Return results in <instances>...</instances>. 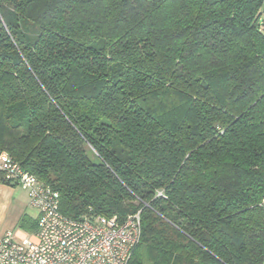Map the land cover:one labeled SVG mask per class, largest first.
<instances>
[{"label":"trees","instance_id":"1","mask_svg":"<svg viewBox=\"0 0 264 264\" xmlns=\"http://www.w3.org/2000/svg\"><path fill=\"white\" fill-rule=\"evenodd\" d=\"M0 149L128 264H264V0H0Z\"/></svg>","mask_w":264,"mask_h":264},{"label":"built area","instance_id":"2","mask_svg":"<svg viewBox=\"0 0 264 264\" xmlns=\"http://www.w3.org/2000/svg\"><path fill=\"white\" fill-rule=\"evenodd\" d=\"M0 175L23 187L39 211L36 232L21 240L12 232L0 238V264H128L141 239L139 213L123 221L103 214L71 218L60 210L59 191L2 149Z\"/></svg>","mask_w":264,"mask_h":264},{"label":"crops","instance_id":"3","mask_svg":"<svg viewBox=\"0 0 264 264\" xmlns=\"http://www.w3.org/2000/svg\"><path fill=\"white\" fill-rule=\"evenodd\" d=\"M26 193L27 191L20 185H11L0 181V238L5 236L7 233L5 223L9 220L13 207L19 206L22 203V200L24 201L23 195H27ZM38 216L36 217L37 220ZM3 225L4 228L2 229ZM12 225L14 226V224ZM20 234H23L24 236L25 233L20 232Z\"/></svg>","mask_w":264,"mask_h":264},{"label":"rangeland","instance_id":"4","mask_svg":"<svg viewBox=\"0 0 264 264\" xmlns=\"http://www.w3.org/2000/svg\"><path fill=\"white\" fill-rule=\"evenodd\" d=\"M26 194L27 195H23L24 201L22 200V203L19 206L13 207V211H11L10 218L5 223V228H7L6 232H12L15 240H21L22 237L31 235L30 232L24 230L22 227L19 226L20 219L25 214H27L28 216L32 218H36L38 216V210L34 206L31 205L30 196L28 192ZM12 224H14V226ZM3 228H4V225L2 229ZM20 232H24L25 233L24 236L23 234L21 235Z\"/></svg>","mask_w":264,"mask_h":264}]
</instances>
